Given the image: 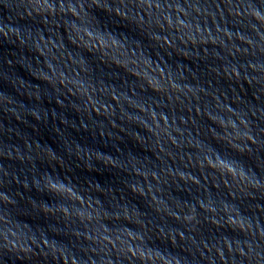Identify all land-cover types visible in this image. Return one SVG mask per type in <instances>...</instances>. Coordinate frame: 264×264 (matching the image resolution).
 <instances>
[{
	"label": "water",
	"instance_id": "water-1",
	"mask_svg": "<svg viewBox=\"0 0 264 264\" xmlns=\"http://www.w3.org/2000/svg\"><path fill=\"white\" fill-rule=\"evenodd\" d=\"M0 264H264V0H0Z\"/></svg>",
	"mask_w": 264,
	"mask_h": 264
}]
</instances>
